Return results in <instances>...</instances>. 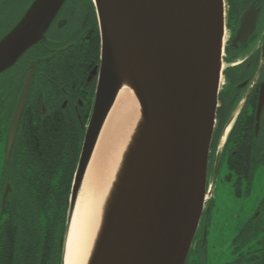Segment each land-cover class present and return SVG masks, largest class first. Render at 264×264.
I'll list each match as a JSON object with an SVG mask.
<instances>
[{
	"label": "water",
	"instance_id": "water-1",
	"mask_svg": "<svg viewBox=\"0 0 264 264\" xmlns=\"http://www.w3.org/2000/svg\"><path fill=\"white\" fill-rule=\"evenodd\" d=\"M65 2L12 0L20 13L5 36L4 17L1 21L0 76L45 38ZM93 2L100 30L99 81L69 199L63 264L86 169L124 83L134 89L143 121L109 229L91 264H186L213 195L207 179L224 66L225 0ZM248 20V15L242 18L235 42L248 39ZM32 74H27L12 116L8 155ZM227 135L226 127L216 166ZM10 190L8 186L3 204Z\"/></svg>",
	"mask_w": 264,
	"mask_h": 264
},
{
	"label": "flooded vegetation",
	"instance_id": "flooded-vegetation-1",
	"mask_svg": "<svg viewBox=\"0 0 264 264\" xmlns=\"http://www.w3.org/2000/svg\"><path fill=\"white\" fill-rule=\"evenodd\" d=\"M11 2L4 0V36L14 27L20 13V8H14ZM225 7L223 83L207 179L213 195L205 207L186 264H264V0H225ZM245 15L249 17L246 28L251 32L246 41L235 42ZM29 71L33 73L32 79L8 155L11 120ZM99 71L100 31L94 2L66 0L45 38L0 76V92H4L0 96V115L4 119V137L0 139L1 212L4 213V192L9 183L12 190L7 198L16 195V182L7 165L23 119L73 120L81 139L93 111ZM221 117L226 118L221 135L226 127L229 129L225 140L228 149L224 151V143L216 166L221 136L218 147L215 143ZM222 163L228 169L223 181L233 188L230 204L216 196L215 191ZM227 205L233 221L219 223L218 213ZM249 205L251 214L245 213ZM0 264H4V255L0 256Z\"/></svg>",
	"mask_w": 264,
	"mask_h": 264
},
{
	"label": "trees",
	"instance_id": "trees-1",
	"mask_svg": "<svg viewBox=\"0 0 264 264\" xmlns=\"http://www.w3.org/2000/svg\"><path fill=\"white\" fill-rule=\"evenodd\" d=\"M3 17L4 0H0V28ZM3 94L1 91L0 96ZM221 119L216 147L226 118ZM74 124L63 118L23 119L10 163L6 162L16 182V195L7 198L4 213L0 210V256L4 255V264H63L61 240L66 234L69 199L84 136L83 132L81 139L78 137ZM3 137L4 119L0 115V139ZM227 149L228 142L224 151ZM23 177L30 180L21 194L18 184Z\"/></svg>",
	"mask_w": 264,
	"mask_h": 264
},
{
	"label": "bare ground",
	"instance_id": "bare-ground-1",
	"mask_svg": "<svg viewBox=\"0 0 264 264\" xmlns=\"http://www.w3.org/2000/svg\"><path fill=\"white\" fill-rule=\"evenodd\" d=\"M142 121V107L135 91L124 83L104 121L84 175L68 233L65 264H91L109 229ZM224 140L225 136L221 143ZM26 179L23 177L18 184L21 194L30 180ZM8 186L11 188L10 183Z\"/></svg>",
	"mask_w": 264,
	"mask_h": 264
},
{
	"label": "rangeland",
	"instance_id": "rangeland-1",
	"mask_svg": "<svg viewBox=\"0 0 264 264\" xmlns=\"http://www.w3.org/2000/svg\"><path fill=\"white\" fill-rule=\"evenodd\" d=\"M26 2L27 0H21ZM228 173V169L225 165V163H222V165L220 166L219 172H218V176H217V181H216V188L215 191L216 196H220L223 197L224 200L230 204L228 201L231 200L232 196H233V188L230 186L229 183H227L224 180L225 174ZM223 200V201H224ZM233 200V199H232ZM251 205L248 206V208L245 210V213L251 214ZM230 205H227L222 211H220L218 213L219 217H218V222L219 223H231L233 220L230 217ZM220 229H222L220 227ZM211 232H210V237H211Z\"/></svg>",
	"mask_w": 264,
	"mask_h": 264
}]
</instances>
